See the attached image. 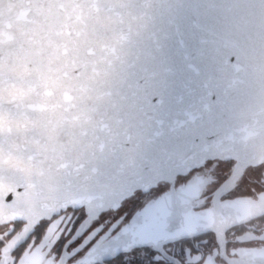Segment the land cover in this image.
Masks as SVG:
<instances>
[{
  "label": "water",
  "instance_id": "1",
  "mask_svg": "<svg viewBox=\"0 0 264 264\" xmlns=\"http://www.w3.org/2000/svg\"><path fill=\"white\" fill-rule=\"evenodd\" d=\"M215 157L232 180L264 159V0H0V220L96 211ZM190 187L117 241L219 221ZM263 210L223 202V226Z\"/></svg>",
  "mask_w": 264,
  "mask_h": 264
},
{
  "label": "flooded vegetation",
  "instance_id": "2",
  "mask_svg": "<svg viewBox=\"0 0 264 264\" xmlns=\"http://www.w3.org/2000/svg\"><path fill=\"white\" fill-rule=\"evenodd\" d=\"M238 161L237 157L208 158L173 179V185H191L193 211L221 206L219 221L208 227L129 247L106 240L89 252L86 242L92 231L107 232L121 221L127 224L149 201L170 190L171 182L161 179L96 211L69 204L37 220H0V264H264V210L223 226V202L257 201L264 195V159L247 164L232 180ZM186 172L187 176L179 175Z\"/></svg>",
  "mask_w": 264,
  "mask_h": 264
},
{
  "label": "snow or ice",
  "instance_id": "3",
  "mask_svg": "<svg viewBox=\"0 0 264 264\" xmlns=\"http://www.w3.org/2000/svg\"><path fill=\"white\" fill-rule=\"evenodd\" d=\"M179 175L187 176L188 173H180ZM157 186H159V184H157ZM169 189V191L149 201L141 212L128 220L127 224L121 221L119 225H113L107 232H104L101 228L92 231L91 236L86 242L89 252L106 240H119L122 235L127 234L129 231H145L157 227L160 221L168 216L171 210L170 201L174 197L177 200L180 199L182 193L185 191V185L169 184ZM210 214L211 210H209V215Z\"/></svg>",
  "mask_w": 264,
  "mask_h": 264
}]
</instances>
